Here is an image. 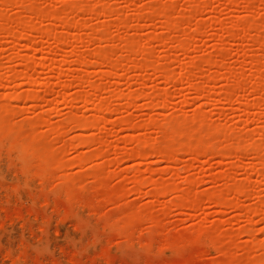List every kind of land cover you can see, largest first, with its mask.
<instances>
[{"label":"rangeland","instance_id":"rangeland-1","mask_svg":"<svg viewBox=\"0 0 264 264\" xmlns=\"http://www.w3.org/2000/svg\"><path fill=\"white\" fill-rule=\"evenodd\" d=\"M0 264H264V0H0Z\"/></svg>","mask_w":264,"mask_h":264},{"label":"bare ground","instance_id":"bare-ground-1","mask_svg":"<svg viewBox=\"0 0 264 264\" xmlns=\"http://www.w3.org/2000/svg\"><path fill=\"white\" fill-rule=\"evenodd\" d=\"M43 14H44V13H43ZM45 14H48V13H45ZM49 14H50V13H49ZM45 16H47V15H45ZM43 17H44V15H43ZM103 53H104L103 51L100 52L101 56L103 55ZM105 55H106V52H105ZM87 123H88L89 125H90V124H91V125L93 124V122H90V123L87 122Z\"/></svg>","mask_w":264,"mask_h":264}]
</instances>
